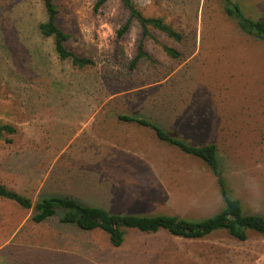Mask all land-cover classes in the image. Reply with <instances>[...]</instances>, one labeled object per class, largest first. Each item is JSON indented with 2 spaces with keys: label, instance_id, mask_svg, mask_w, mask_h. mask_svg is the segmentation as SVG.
<instances>
[{
  "label": "rangeland",
  "instance_id": "1",
  "mask_svg": "<svg viewBox=\"0 0 264 264\" xmlns=\"http://www.w3.org/2000/svg\"><path fill=\"white\" fill-rule=\"evenodd\" d=\"M96 1L54 0L67 48L94 61L80 70L39 34L41 0H0V123L16 130L0 138V184L33 203L69 196L113 214L201 221L218 212L216 179L201 161L117 119L139 115L191 145L215 144L232 197L263 217L264 41L240 32L222 0H134L184 39L152 30L182 57L148 39L154 62L129 70L140 29L133 22L117 38L128 13L118 0L95 11ZM232 1L252 18L264 14V0ZM32 213L0 199V264H264V237L253 232L239 242L224 232L188 240L126 229L113 247L100 230L60 224V212L40 224Z\"/></svg>",
  "mask_w": 264,
  "mask_h": 264
},
{
  "label": "trees",
  "instance_id": "2",
  "mask_svg": "<svg viewBox=\"0 0 264 264\" xmlns=\"http://www.w3.org/2000/svg\"><path fill=\"white\" fill-rule=\"evenodd\" d=\"M108 0H97L94 10L104 6ZM128 17L117 30V38H122L130 29L133 22L140 29V37L136 47V54L128 62V69L132 70L140 61L153 63V58L144 49L145 41L153 40L160 45L163 53L172 59H179L182 54L169 44L161 43L152 35V30L162 34L167 39L182 43L184 37L181 32L168 24L162 17H147L142 14L134 0H118ZM46 19L37 26L43 38H51L56 55L60 60H67L77 69L94 66V61L82 57L67 48L70 34L63 31L58 23V8L54 0H41ZM223 13L236 23L240 32L260 41H264V14L259 18L248 16L239 3L232 0H222ZM117 119L121 122L133 123L151 128L157 139L169 146L177 148L182 153L201 161L213 174L222 199V208L214 215L201 221H189L177 215H150L113 214L107 209L98 206L83 205L69 196H42L35 203L32 200L4 185L0 184V199L17 204L23 209H32L31 221L36 224L44 223L60 212L58 222L63 225H73L81 231L100 230L108 236L111 246L118 247L124 241L125 230L134 229L144 233H157L167 231L174 237L188 240L204 239L214 233L224 232L228 237L244 242L249 232L264 237V216L245 214L241 202L232 197L226 178L218 157L217 146L213 143L200 146L191 145L181 138L173 137L162 129L157 123L139 115L119 114ZM15 127L0 123V138L13 135ZM10 143V140H6Z\"/></svg>",
  "mask_w": 264,
  "mask_h": 264
},
{
  "label": "crops",
  "instance_id": "3",
  "mask_svg": "<svg viewBox=\"0 0 264 264\" xmlns=\"http://www.w3.org/2000/svg\"><path fill=\"white\" fill-rule=\"evenodd\" d=\"M79 230V229H78ZM81 231V230H80ZM82 232H85V231H82ZM60 250H58V252H59ZM59 253H61V252H59ZM64 253V252H63ZM68 254H71V252H68Z\"/></svg>",
  "mask_w": 264,
  "mask_h": 264
}]
</instances>
